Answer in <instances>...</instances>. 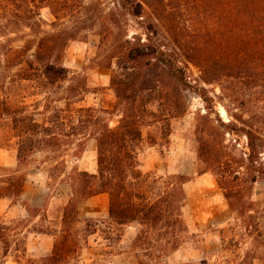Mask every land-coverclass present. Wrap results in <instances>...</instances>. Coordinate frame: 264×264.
Masks as SVG:
<instances>
[{
	"label": "trees",
	"instance_id": "trees-1",
	"mask_svg": "<svg viewBox=\"0 0 264 264\" xmlns=\"http://www.w3.org/2000/svg\"><path fill=\"white\" fill-rule=\"evenodd\" d=\"M71 1L0 0V37L5 38L0 42V57H6L7 67L20 66L16 80L36 82L45 89L62 88L67 93L63 98L66 101L64 108L45 91L48 99L44 108L28 111L11 109L9 99L2 96L6 93L0 92V119L5 115L10 117V127L17 138L18 158L15 172L0 175V200L21 198L26 180L22 169L34 153H45L43 162L52 163L49 171L56 176L63 174L64 152L74 140L79 143L77 146L84 144L86 138L94 139L97 144V171L91 173L75 168L71 172L72 195L63 209L61 236L51 255L39 264H66L75 254L78 242L68 227L78 221L79 202L101 193L109 196L112 224L124 227L138 222L141 225L131 244L133 250L140 249L139 264H158L162 256L178 250L184 243L188 231L184 184L190 179L185 175L163 178L143 173L137 151L146 116L165 121L170 116L185 114L187 106L183 92L188 89L199 94L209 113L217 115L218 125L210 120L209 131L219 132L220 126L233 135H242L248 149L245 156H233V166L224 172L221 145L211 144L204 136L198 137L199 163L203 165V171L217 174L228 205L236 214L233 226L242 229L241 240L233 238L227 245L235 252L240 244L246 241L250 244L235 262L223 260L217 264H254L257 259L264 264V201L246 199L240 184L264 179V140L259 134L260 128L249 124L241 115L233 114V121L224 122L215 111L214 97L206 88L207 84L223 77H233L256 89H264V0H200L206 9L205 16L193 24L190 36H197L202 41L207 39L211 44H204L208 52H203L198 44L188 49L186 37L190 36L183 30L189 29L169 17L173 11L165 0H157L155 4L151 0H117L115 9L109 13L113 15L119 11L125 21L129 17L135 18L142 24L144 36L128 38L129 34L124 31L115 43L117 50L112 59L115 58L117 68L111 84L123 105L122 117L115 127L109 126L94 107L72 108V104L87 93L88 86L84 77L71 75L63 64V54L70 41L77 37V32L74 28L58 29L57 21L69 11ZM44 7L51 9L56 20L52 22L54 31L41 34L45 21L41 9ZM210 8L212 10H208ZM212 19L214 23L210 22ZM104 33H99L102 41L109 37ZM17 40L23 41L22 44H16ZM192 65L200 71L195 80L189 75ZM0 76L3 78L5 74L0 72ZM66 82L69 83L64 87ZM159 98L167 101L163 104L167 110L163 117L147 106ZM254 103L253 99L243 101L241 107ZM51 110L56 120L46 116ZM38 114L42 115L41 119L36 117ZM205 118L209 119V116ZM91 125L95 129L89 132ZM10 229L0 225L5 259L13 240L8 238ZM20 243H15L16 250L21 252L15 260L18 264L27 257V246L25 242L22 246ZM29 263L38 264L33 258H28ZM196 264L216 263L202 259Z\"/></svg>",
	"mask_w": 264,
	"mask_h": 264
},
{
	"label": "rangeland",
	"instance_id": "rangeland-1",
	"mask_svg": "<svg viewBox=\"0 0 264 264\" xmlns=\"http://www.w3.org/2000/svg\"><path fill=\"white\" fill-rule=\"evenodd\" d=\"M116 1L72 0L69 11L57 21L58 29L74 28L77 32V37L70 41L63 54V64L72 72L71 75L84 77L88 86L87 93L78 98L72 104V108L94 107L97 114L111 127L118 125L123 110V105L119 103L111 84L117 68L115 58L112 59L117 50L116 40H120L126 32L129 34L128 38L144 36L142 24L135 18L129 17L125 21L119 11L113 15L109 13L115 9ZM151 1L157 3V0ZM165 4L173 11L169 15L170 18L187 25L189 31H183L189 36L193 32V24L196 20H201L206 12L200 0H165ZM101 14L103 16L99 17ZM41 16L45 20L41 34L54 31L52 22L56 19L51 9L42 8ZM210 22L214 23V19ZM101 32L109 35L108 39L102 41L99 35ZM186 38L189 41L188 49L198 44L203 52H208L209 49L204 44L209 46L211 44L207 39L202 41L197 36ZM4 39L0 37V42ZM22 42L17 40L16 44ZM5 59V56L0 57V72L5 74L3 78L0 76V92L3 90L6 93L2 96L9 99L7 102L11 109L42 110L48 94L51 99L57 100V105L66 107L63 98L67 93L62 88L45 89L36 82L16 80L15 74L20 66L8 64L7 67ZM189 75L191 80H195L199 77L200 71L192 65ZM68 83H64V87ZM206 88L210 96L214 97L215 111L224 122L233 121V114L241 115L249 124L260 128L259 134L264 140L263 88L256 89L252 84L233 77H223L212 84H207ZM45 91L50 93L46 94ZM183 96L187 106L185 114L170 116L165 121L160 120V117L146 116L147 122L141 127L142 141L137 151L139 167L143 173L163 178L185 175L190 179L184 184L188 201L185 208L188 225L185 241L178 250L162 256L158 264H196L202 259H208L216 264L223 260L235 262L250 244L249 241L240 244L235 252L233 247L227 245L233 238L241 240L242 229L233 226L236 214L228 205L224 189L218 183L217 174L210 170L203 171V165L199 163L198 137L204 136L211 144L221 145L220 157L224 163V172H228L233 166V156H245L248 150L246 139L242 135H233L220 126L219 132L209 131L210 120L218 125L217 115L208 112L206 103L195 91L185 90ZM251 99L254 100V104L246 108L241 107L243 101ZM150 102L152 103L147 105L149 110L161 117L167 113L163 105L167 102L166 98ZM160 102L162 104H159ZM54 115L52 110L46 114L56 120ZM206 116H209V119L205 118ZM36 117L41 119L42 115L38 114ZM9 118L5 115L0 119V175L11 174L18 169L17 138L11 130ZM94 129L91 125L88 131ZM83 142L84 144L77 146L79 143L74 140L67 148L64 152V172L56 176H52L49 171L52 163L43 162L45 153H34L29 164L22 169L26 176L24 195L19 200L9 198L0 200V225L11 228L8 238L13 239L6 259L3 257L5 244L0 242V264H18L15 260L21 252L16 250L15 243L20 241L21 246L24 242L27 246V257L21 260V264H27L28 258H33L39 264L51 255L55 243L61 236L60 230L64 226L63 209L72 195L69 179L71 172L75 168L91 173L97 171L96 141L86 138ZM231 180L233 185V178ZM240 184L246 199L264 201V179H259L255 183ZM85 200L79 202L78 221H73L68 227L77 239L78 246L66 264H112L113 256L121 253L125 247L120 243L124 227L112 224L110 219L93 216L95 210H101V201L98 202V206H94ZM14 204L17 205L19 214L11 217L8 211ZM22 212H25L24 215ZM139 250H133L130 245L125 251L126 262L139 264L137 259L138 255H141ZM254 264L263 262L257 259Z\"/></svg>",
	"mask_w": 264,
	"mask_h": 264
},
{
	"label": "crops",
	"instance_id": "crops-1",
	"mask_svg": "<svg viewBox=\"0 0 264 264\" xmlns=\"http://www.w3.org/2000/svg\"><path fill=\"white\" fill-rule=\"evenodd\" d=\"M93 172H95V171H93ZM22 195H24V191H23ZM85 201H87L91 205L94 204V206H98V202L101 201V210L100 211L98 209L95 210V213L93 214V216L110 219V216H109V196L107 193H101V194L92 196V197L86 199ZM39 204L40 203H38V205ZM24 213L25 212H22V215H24ZM18 214H19V211L17 210V205H15V204L12 205L8 211V215H11V217H15L16 215L18 216ZM140 229H141V225L138 222H131V223L124 226V230H123V234H122L120 243H121V245H123L125 247L122 248L123 251L121 253H118V254L113 256L112 264H132L131 262H129V263L126 262L127 252H125V251L131 245L133 239L139 233Z\"/></svg>",
	"mask_w": 264,
	"mask_h": 264
}]
</instances>
